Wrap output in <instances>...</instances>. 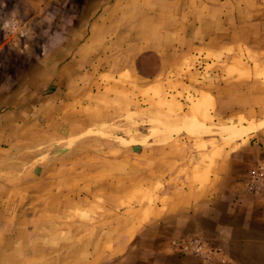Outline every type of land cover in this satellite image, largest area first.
<instances>
[{"label":"crops","instance_id":"crops-1","mask_svg":"<svg viewBox=\"0 0 264 264\" xmlns=\"http://www.w3.org/2000/svg\"><path fill=\"white\" fill-rule=\"evenodd\" d=\"M53 47L0 88V264H264V0H102Z\"/></svg>","mask_w":264,"mask_h":264},{"label":"rangeland","instance_id":"rangeland-1","mask_svg":"<svg viewBox=\"0 0 264 264\" xmlns=\"http://www.w3.org/2000/svg\"><path fill=\"white\" fill-rule=\"evenodd\" d=\"M101 1L0 0V88L5 94L13 82L23 83L30 62L65 36L71 38L82 31Z\"/></svg>","mask_w":264,"mask_h":264},{"label":"built area","instance_id":"built-area-1","mask_svg":"<svg viewBox=\"0 0 264 264\" xmlns=\"http://www.w3.org/2000/svg\"><path fill=\"white\" fill-rule=\"evenodd\" d=\"M246 188L250 195H264V164L254 167L246 178ZM172 250L178 255H190L201 264H237L219 247L203 235L173 239Z\"/></svg>","mask_w":264,"mask_h":264},{"label":"bare ground","instance_id":"bare-ground-1","mask_svg":"<svg viewBox=\"0 0 264 264\" xmlns=\"http://www.w3.org/2000/svg\"><path fill=\"white\" fill-rule=\"evenodd\" d=\"M260 127V126H258ZM189 128V127H188ZM202 128V127H201ZM261 128V127H260ZM191 129V128H190ZM230 129V128H229ZM251 130H253V128L251 127H248V128H245L243 129L241 132L239 131V135L241 136L242 134H245V133H248L250 132ZM191 132V131H190ZM224 133V132H223ZM234 135H237V134H234ZM249 135V134H248ZM232 136V135H231ZM227 137V136H226ZM234 137V136H233ZM235 139V138H234ZM235 141V140H234Z\"/></svg>","mask_w":264,"mask_h":264}]
</instances>
